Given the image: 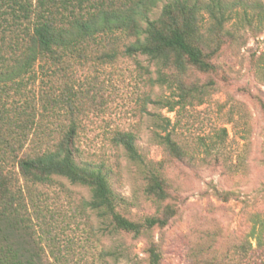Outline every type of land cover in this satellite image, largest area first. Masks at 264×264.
<instances>
[{
	"label": "rangeland",
	"instance_id": "1",
	"mask_svg": "<svg viewBox=\"0 0 264 264\" xmlns=\"http://www.w3.org/2000/svg\"><path fill=\"white\" fill-rule=\"evenodd\" d=\"M222 1L218 38L207 15L196 36L205 70L127 57L134 38L115 33L63 53L55 66L35 65L16 78L24 81L19 91L1 83L0 174L10 190L20 147L36 148L31 139L40 131L51 142L72 117L75 161L105 175L119 214L143 223L173 212L165 226L138 236L117 232L89 209L88 188L56 177L25 191L42 264H148L152 244L159 264H257L260 251L248 234L255 217L264 219V0ZM115 131L134 135L140 161L112 143ZM20 133L25 138L14 142ZM165 136L182 158L168 153ZM150 173L163 180L165 200L146 194Z\"/></svg>",
	"mask_w": 264,
	"mask_h": 264
},
{
	"label": "trees",
	"instance_id": "2",
	"mask_svg": "<svg viewBox=\"0 0 264 264\" xmlns=\"http://www.w3.org/2000/svg\"><path fill=\"white\" fill-rule=\"evenodd\" d=\"M159 2L163 3L158 11ZM224 14L222 0H0V91L1 83L8 82L19 91L24 81L16 78L30 73L35 65L42 67L40 63L45 60L44 64L55 66L63 61V53L71 54L88 40L115 33L134 38L124 50L127 57L139 54L151 59L162 58L163 65L180 71L185 65L205 70L207 65L196 45L199 24L207 15L211 36L216 39L221 22L226 19ZM30 79L29 76L27 80ZM168 110H173L171 104ZM60 129L57 133L53 131L51 142L49 134L40 131L31 139L36 148L22 152L23 146L20 147L16 157L19 178L13 191L8 175L0 174V264H42L35 251L36 244H31L32 223L27 214L29 200L26 201L25 191L29 194L33 188L48 186L56 177L88 188L89 209L106 215L114 231L138 236L153 227L165 226L173 216L168 210L159 217L136 223L119 214L112 203L105 175L75 161L80 152L76 146V121L70 117L67 126ZM24 138L20 133L13 140L21 142ZM162 140L170 155L182 158L169 136ZM111 141L131 161H140L133 134L115 131ZM145 192L158 201L167 197L164 182L155 173L148 175ZM255 218L248 236L260 251L257 264H264V219ZM147 253L148 264H159L155 245H150Z\"/></svg>",
	"mask_w": 264,
	"mask_h": 264
}]
</instances>
